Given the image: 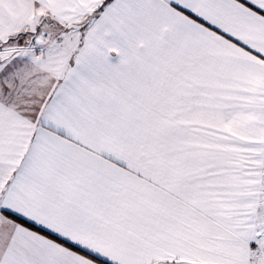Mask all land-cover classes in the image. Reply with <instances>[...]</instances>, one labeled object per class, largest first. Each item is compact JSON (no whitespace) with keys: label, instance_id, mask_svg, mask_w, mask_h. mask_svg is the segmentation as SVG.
<instances>
[{"label":"snow or ice","instance_id":"1","mask_svg":"<svg viewBox=\"0 0 264 264\" xmlns=\"http://www.w3.org/2000/svg\"><path fill=\"white\" fill-rule=\"evenodd\" d=\"M0 264H264V0H0Z\"/></svg>","mask_w":264,"mask_h":264}]
</instances>
